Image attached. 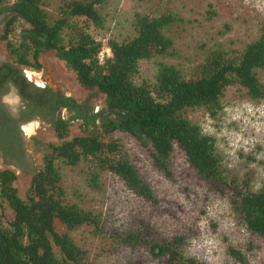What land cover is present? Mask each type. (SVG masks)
Instances as JSON below:
<instances>
[{
	"label": "trees",
	"instance_id": "trees-1",
	"mask_svg": "<svg viewBox=\"0 0 264 264\" xmlns=\"http://www.w3.org/2000/svg\"><path fill=\"white\" fill-rule=\"evenodd\" d=\"M45 1L0 0V15L6 17L0 41L10 65L21 71H38L42 67L39 57L52 52L79 86L102 94L103 116L99 120L77 113L66 119L58 116L52 122L56 142L33 137L34 150L41 155L40 165L31 176L24 197L18 195L14 186L15 171L0 168V204L13 214L8 223L0 219V264H93L69 232L81 226L98 231L101 216L66 199L59 165L72 167L82 160H91L99 171L116 175L134 194L156 203L152 189L112 137L115 132L150 145L154 166L165 173L176 145L199 179L216 188L231 189L233 210L249 231L264 238V184L252 191L246 182L228 180L214 140L183 115L187 108L202 107L215 117L222 110L225 89L234 84L252 100L264 98V85L258 75L264 68V24L236 58L219 47L211 49L191 75L157 61L154 81L137 83L140 61L168 53L172 41L165 29L176 23L177 17L136 13L132 23L134 36L125 41L108 39L110 56L99 64L101 43L90 34L89 27L104 28L105 19L99 8L108 0H68L55 17L48 14ZM22 90V95H26V88ZM75 103L72 97L64 96L58 106L70 112ZM77 119L82 133L70 136L71 124ZM91 180L96 184L97 176ZM56 224L64 231H59ZM120 239L126 244L138 242L133 235ZM181 240L174 237L153 243L150 252L154 257L165 258L164 264H205L186 256L179 247ZM228 253L239 264H247L239 250L229 247Z\"/></svg>",
	"mask_w": 264,
	"mask_h": 264
},
{
	"label": "rangeland",
	"instance_id": "rangeland-1",
	"mask_svg": "<svg viewBox=\"0 0 264 264\" xmlns=\"http://www.w3.org/2000/svg\"><path fill=\"white\" fill-rule=\"evenodd\" d=\"M65 1L68 0L44 2L50 17L57 15ZM99 11L105 19L104 28L91 26L89 32L101 47H106L110 38L125 41L133 37L136 13L171 14L179 19L165 29L172 41L168 53L140 61L137 83L154 81L157 61L191 75L211 49L219 47L236 58L264 24V0H108ZM4 55L0 43V57ZM39 61L42 67L28 73L31 78L37 80L34 74L41 73L48 83L77 104L87 105L89 111L103 108L102 94L79 86L52 52L42 54ZM258 75L264 85V68ZM15 101L11 97L10 102ZM221 102L222 110L215 117L202 107L187 108L183 115L214 140L228 180L246 182L252 191H257L264 184V98L252 100L242 87L234 84L225 89ZM81 133L80 121L72 122L70 136ZM34 136L42 142H56L51 127L38 129ZM112 137L152 189L156 203L134 194L116 175L99 171L91 160H82L72 167L59 165L66 199L101 216L98 231L81 226L69 232L85 251L88 262L164 264L165 258L151 254L150 245L180 237L181 251L205 264H239L229 255V247L239 250L247 264H264V238L249 231L233 210L228 186L216 188L199 179L176 145L165 173L154 166L150 145L122 132H115ZM31 155L29 170L13 169L17 175L14 186L20 197H24L30 178L40 165L41 155L36 150ZM93 176H97L96 184L91 180ZM0 215L4 224L13 217L4 204H0ZM127 235L135 236L138 242L123 243L120 238ZM54 251L57 253L55 247Z\"/></svg>",
	"mask_w": 264,
	"mask_h": 264
},
{
	"label": "flooded vegetation",
	"instance_id": "flooded-vegetation-1",
	"mask_svg": "<svg viewBox=\"0 0 264 264\" xmlns=\"http://www.w3.org/2000/svg\"><path fill=\"white\" fill-rule=\"evenodd\" d=\"M5 23V15H0V35ZM37 75L35 80L18 67L10 65L7 53L0 57V168L29 170L31 152L34 150L32 140L33 137L37 138L34 134L38 129L52 128V122L58 116L66 119L77 113L84 118L96 117L97 120L103 116L102 109L93 113L84 103L72 104L70 112L67 108L58 106L64 96H70L48 83L41 73L37 72ZM23 88H26V95L21 93ZM11 97L16 100L15 103L10 102ZM29 127L33 129L30 134L25 130Z\"/></svg>",
	"mask_w": 264,
	"mask_h": 264
},
{
	"label": "built area",
	"instance_id": "built-area-1",
	"mask_svg": "<svg viewBox=\"0 0 264 264\" xmlns=\"http://www.w3.org/2000/svg\"><path fill=\"white\" fill-rule=\"evenodd\" d=\"M110 56V49L108 48V46L106 47H101L100 50L98 51L97 53V60H98V63L99 64H102L104 61H105V58L109 57ZM25 74L29 76L28 73H34L33 71L31 70H24Z\"/></svg>",
	"mask_w": 264,
	"mask_h": 264
},
{
	"label": "bare ground",
	"instance_id": "bare-ground-1",
	"mask_svg": "<svg viewBox=\"0 0 264 264\" xmlns=\"http://www.w3.org/2000/svg\"><path fill=\"white\" fill-rule=\"evenodd\" d=\"M30 74H32V73H30ZM34 75H36V74H34ZM25 130H26V133H28V134L33 132V129L31 127H29L28 129H25Z\"/></svg>",
	"mask_w": 264,
	"mask_h": 264
},
{
	"label": "water",
	"instance_id": "water-1",
	"mask_svg": "<svg viewBox=\"0 0 264 264\" xmlns=\"http://www.w3.org/2000/svg\"><path fill=\"white\" fill-rule=\"evenodd\" d=\"M107 113H109V112H107Z\"/></svg>",
	"mask_w": 264,
	"mask_h": 264
}]
</instances>
